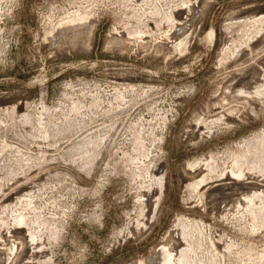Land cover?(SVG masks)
Masks as SVG:
<instances>
[{"label":"rangeland","instance_id":"374dc122","mask_svg":"<svg viewBox=\"0 0 264 264\" xmlns=\"http://www.w3.org/2000/svg\"><path fill=\"white\" fill-rule=\"evenodd\" d=\"M167 243L264 264V0H0V264Z\"/></svg>","mask_w":264,"mask_h":264},{"label":"bare ground","instance_id":"6f19581e","mask_svg":"<svg viewBox=\"0 0 264 264\" xmlns=\"http://www.w3.org/2000/svg\"><path fill=\"white\" fill-rule=\"evenodd\" d=\"M66 26V25H65ZM64 26V27H65ZM93 27V26H92ZM92 27H91V31H92ZM60 31V30H59ZM87 32H89V29L87 30ZM82 33H83V31L81 30V28H76V27H66V28H64L62 31H60V33H58L59 34V38H61V37H65V38H70L71 39V42L72 43H77V42H79V40H80V37L82 36ZM91 34V33H90ZM56 35V34H55ZM57 37V36H56ZM85 37V36H84ZM89 37V36H88ZM51 38H53V37H51ZM86 38V37H85ZM88 40V39H87ZM50 41V40H49ZM57 42H58V40H56ZM68 41V40H67ZM66 41V42H67ZM127 40H125V42H126ZM59 42H60V40H59ZM68 42H70V41H68ZM88 42V41H87ZM112 43H110L109 45H108V43H107V45H108V47L109 48H111V47H114V46H120L118 43H113V41H111ZM118 42H120V41H118ZM71 43V44H72ZM121 43V42H120ZM83 44V43H82ZM86 44V43H85ZM58 45H60V44H58ZM64 45V44H63ZM55 46V45H54ZM58 47V46H57ZM61 47V46H60ZM107 47V46H106ZM107 47V48H108ZM129 47V46H128ZM164 47V46H163ZM162 47V48H163ZM54 48V47H53ZM56 48V47H55ZM60 49V48H59ZM116 49H118V48H116ZM109 51V50H108ZM163 51V50H162ZM158 53V52H157ZM162 53V52H161ZM165 53V52H164ZM162 55V54H161ZM153 210V209H152ZM155 210H156V208H155ZM154 212V211H153ZM154 213H152V215H153ZM151 217V216H150ZM150 221H151V219H150ZM143 225H144V223H143ZM147 226H148V224H147ZM144 227V226H143ZM142 227V228H143ZM151 228H152V226H151ZM144 231V230H143ZM150 231V230H149ZM139 232V231H138ZM147 234V233H146ZM145 236V235H144ZM171 243V242H170ZM181 245V244H180ZM159 249V248H158ZM176 250L174 249V247L173 246H171L170 244H166V245H163L162 246V248L158 251V252H156L155 254H153V255H151V256H149L147 259H143V260H139L138 262H136L135 264H154L155 262H157L159 259L161 260V262H160V264L161 263H163L162 261H163V256L165 255V254H169V256L170 257H172L173 256V254H174V252H175ZM141 259V258H140Z\"/></svg>","mask_w":264,"mask_h":264}]
</instances>
